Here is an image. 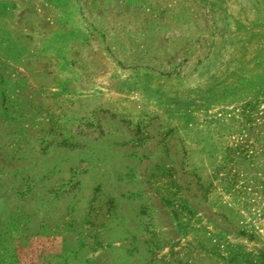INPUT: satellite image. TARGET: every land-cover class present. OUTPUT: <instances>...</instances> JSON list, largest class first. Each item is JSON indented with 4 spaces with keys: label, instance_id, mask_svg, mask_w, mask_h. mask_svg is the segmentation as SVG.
Instances as JSON below:
<instances>
[{
    "label": "rangeland",
    "instance_id": "374dc122",
    "mask_svg": "<svg viewBox=\"0 0 264 264\" xmlns=\"http://www.w3.org/2000/svg\"><path fill=\"white\" fill-rule=\"evenodd\" d=\"M260 261L264 0H0V264Z\"/></svg>",
    "mask_w": 264,
    "mask_h": 264
},
{
    "label": "trees",
    "instance_id": "16d2710c",
    "mask_svg": "<svg viewBox=\"0 0 264 264\" xmlns=\"http://www.w3.org/2000/svg\"><path fill=\"white\" fill-rule=\"evenodd\" d=\"M236 255H233L230 257L231 260H235L236 259ZM259 264H264V261H260Z\"/></svg>",
    "mask_w": 264,
    "mask_h": 264
}]
</instances>
